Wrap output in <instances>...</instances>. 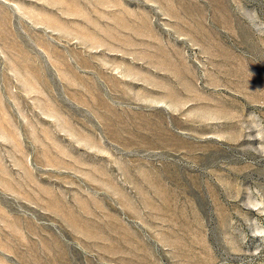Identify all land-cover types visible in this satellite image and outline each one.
<instances>
[{"label":"rangeland","instance_id":"374dc122","mask_svg":"<svg viewBox=\"0 0 264 264\" xmlns=\"http://www.w3.org/2000/svg\"><path fill=\"white\" fill-rule=\"evenodd\" d=\"M0 264H264V0H0Z\"/></svg>","mask_w":264,"mask_h":264}]
</instances>
